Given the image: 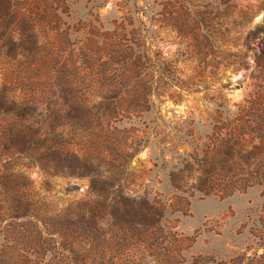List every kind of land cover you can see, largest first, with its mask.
Instances as JSON below:
<instances>
[{
	"label": "rangeland",
	"instance_id": "374dc122",
	"mask_svg": "<svg viewBox=\"0 0 264 264\" xmlns=\"http://www.w3.org/2000/svg\"><path fill=\"white\" fill-rule=\"evenodd\" d=\"M16 1L0 264H264V0Z\"/></svg>",
	"mask_w": 264,
	"mask_h": 264
},
{
	"label": "trees",
	"instance_id": "16d2710c",
	"mask_svg": "<svg viewBox=\"0 0 264 264\" xmlns=\"http://www.w3.org/2000/svg\"><path fill=\"white\" fill-rule=\"evenodd\" d=\"M17 1L16 0H0V13H7L9 12L11 9H12V6L16 3ZM193 13V12H192ZM196 19H198V17H196ZM151 79H152V83L149 85V93L150 94H159L157 93V89H158V86H157V81L155 80V76L154 75H151ZM255 93H251L250 95V102H253L255 101Z\"/></svg>",
	"mask_w": 264,
	"mask_h": 264
}]
</instances>
